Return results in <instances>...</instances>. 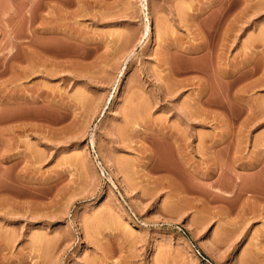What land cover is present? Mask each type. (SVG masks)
Segmentation results:
<instances>
[{
    "label": "rangeland",
    "instance_id": "rangeland-1",
    "mask_svg": "<svg viewBox=\"0 0 264 264\" xmlns=\"http://www.w3.org/2000/svg\"><path fill=\"white\" fill-rule=\"evenodd\" d=\"M0 264H264V0H0Z\"/></svg>",
    "mask_w": 264,
    "mask_h": 264
},
{
    "label": "bare ground",
    "instance_id": "bare-ground-1",
    "mask_svg": "<svg viewBox=\"0 0 264 264\" xmlns=\"http://www.w3.org/2000/svg\"><path fill=\"white\" fill-rule=\"evenodd\" d=\"M145 8H146V7H145ZM145 12H146V11H145ZM145 12H144V13H145ZM147 20H148V19H147ZM125 59H126V58H125Z\"/></svg>",
    "mask_w": 264,
    "mask_h": 264
}]
</instances>
